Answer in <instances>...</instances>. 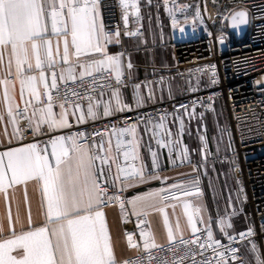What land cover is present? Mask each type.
Masks as SVG:
<instances>
[{
    "label": "built area",
    "instance_id": "2783aa9c",
    "mask_svg": "<svg viewBox=\"0 0 264 264\" xmlns=\"http://www.w3.org/2000/svg\"><path fill=\"white\" fill-rule=\"evenodd\" d=\"M132 2H129L130 6L125 10L119 0H99L107 20L105 32L111 39L118 42L122 40V16L134 10ZM135 2L140 8V0ZM161 5L171 19L173 15L177 18L179 24H194L198 27L194 35L181 37L174 42L177 61L174 69L155 72L143 78L123 74V83L117 85L116 74L109 68L94 71L83 78L63 80L59 68L53 67L51 74L55 73L56 88H51L41 96L39 103L35 97H31L25 103L24 111L25 108L29 112L46 107L49 93L53 106L64 104L66 107H87L100 93L114 92L117 88L119 91L130 90L132 102L125 110L115 111L108 116L87 115L83 120L70 119V126L64 128L50 130L43 124L39 132L29 129L26 119L28 114L19 113L18 142L5 144L0 139V151L32 143L45 150L51 140L59 136L67 138L76 133L86 134L79 143L88 146L92 156L107 157L109 162L102 165L99 159L95 161L99 182L105 185L107 191L104 197L106 203L100 208L105 210L120 207L121 202L124 204L122 210L128 217L125 236L129 242L128 236L131 235V245L137 248L126 264H203L205 261L217 264L220 252L224 253L227 264H247L249 254L256 261L257 257L264 260V0H167V3L162 0ZM240 8L247 9L250 16L247 40L243 42L235 40L234 33L228 28L231 14ZM216 24L222 25L221 31L216 29ZM117 31L118 37L115 36ZM124 56L129 65V52H125ZM177 80L184 82L180 93L161 101L152 97L154 85L162 87ZM136 85L139 88L143 86L148 95L147 101L140 105L135 99ZM220 101L229 119V150L224 154H217L213 150L207 122V115L216 110ZM162 117L164 126L155 127L161 123ZM195 125L198 126L196 131L201 157L195 155L187 139L195 132ZM133 126L136 130L144 126L146 134L152 139V143L148 144V160L139 157L132 134L120 132L122 128ZM108 134L115 136L112 152L106 143ZM70 143L66 141V144ZM159 149L166 156L164 163L160 162ZM125 152L128 153L127 158ZM152 152L157 154L156 168L152 165ZM134 155L136 159H133ZM227 162L231 164L237 184L241 211L248 221L244 229L229 233L224 238L213 236L214 240L219 241L218 246L210 241L205 243L207 226L197 220L199 231L195 235L192 233L154 247L141 245L139 234L143 237L147 231L133 228L129 220L130 197L126 189L121 187L123 183L139 179L131 176L133 168L140 169L143 166L146 177L171 168L192 166L195 176L200 179L198 189H201L204 170ZM118 166L127 171L118 172ZM101 167L102 176L99 175ZM136 219L148 223L146 214L136 216ZM249 230L252 234L241 238L240 234ZM228 236L235 237V240H229ZM197 238L200 243H205L204 248L199 243H191ZM253 244L256 246L255 252L252 250ZM230 248L237 249L235 260L228 250ZM224 261H220V264H224Z\"/></svg>",
    "mask_w": 264,
    "mask_h": 264
},
{
    "label": "crops",
    "instance_id": "0c3cea01",
    "mask_svg": "<svg viewBox=\"0 0 264 264\" xmlns=\"http://www.w3.org/2000/svg\"><path fill=\"white\" fill-rule=\"evenodd\" d=\"M131 0H129L130 2ZM162 0H140L141 7L132 10L127 14V22L125 23L122 16V33L123 38L120 42L111 39V42H106L101 39L100 44L104 49L101 53H91L89 55L81 54L79 60L75 56V50L71 45V36L69 40V61L63 62V35H52L50 20L47 23V32L44 35L45 40L51 41L53 58L56 61L54 67H58L60 75H63V80H71L78 77L88 75L86 68L80 65L87 66L88 64L106 59V56H118L120 58V70L122 75L129 74L133 78H143L155 72H167L177 66L175 50L173 47L174 42L185 35L180 31L181 24L177 23L173 27L172 19L167 15L163 6ZM120 4V2H119ZM100 17L106 30V15L104 7L99 4ZM130 33H136L131 35ZM125 52H129V63L132 65L128 67V60L124 56ZM0 139L6 143H16L19 139L18 134V115L17 113L28 114L32 116L34 110L25 112L23 107L25 103L32 96L27 85L23 87L21 80L26 79L29 75H35L39 78V70L35 69V59L29 55L33 64L31 71L27 70V65L23 66L21 74L17 75L16 57L12 53L11 46L0 47ZM43 59V50H42ZM71 67L72 72L69 74L68 69ZM104 68L113 70L112 66L106 64ZM52 69V68H51ZM51 69L45 64L43 67L46 81H37L34 87L40 94V97L46 94L52 87V74ZM96 71L95 69L91 70ZM115 73V71L113 70ZM116 74V73H115ZM47 84V87L45 86ZM184 87L182 80H177L168 85L159 86L154 85L152 89V97L156 101L167 99L175 96ZM7 89V97L5 90ZM121 94L122 106H129L132 102V92L128 89L119 91ZM138 95L142 98V102H146L148 95L145 88L141 86L138 89ZM106 101L111 102L113 109L116 107V101L113 92L100 93L92 103L96 117H103L104 105ZM12 109L15 122L8 114V109ZM67 110V121L70 119H77L81 115L83 117L88 115L87 107H66L60 108V105L53 106L52 111L58 119L60 114ZM115 111H113L114 113ZM74 113V114H73ZM212 114L208 115L210 118ZM36 119L33 118V126H35ZM41 125L40 129L42 128ZM64 128V127H63ZM115 136L106 135L107 147L112 152ZM152 143V139L146 134V128L139 126L135 134V145L137 153L141 159H150L148 144ZM25 145H15L14 147L2 150L5 152L10 149L24 147ZM193 146V150L197 156H200L198 146ZM89 154L92 152L88 146ZM216 149L215 144L212 145ZM38 150H41L38 147ZM52 146L49 144L46 147V152L41 151L42 155H47L50 163L54 166L55 159L51 155ZM158 155L161 163L166 162V156L163 154L162 149L158 150ZM74 157V154H73ZM75 157L73 158V163ZM7 158L5 157V164ZM221 165V164H218ZM215 169V168H213ZM9 173V178H10ZM201 189H198L200 179L195 176L194 168L191 166L182 168H171L163 170L159 174L144 177V180L135 179L127 183L121 184V187L127 190L130 201L131 215L129 220L133 223L134 229L146 230L147 233L143 237L139 234V241L141 245L146 247H154L167 242L169 230L173 234V239L182 238L193 233L192 226L189 223L188 217H193V222L197 227V220H202L207 228L210 226L213 236L216 238H224L229 233L236 232L244 229L248 225L244 214L241 211V200L238 195L237 184L234 179L233 171L230 163H224L219 166L212 173L206 176ZM158 177V178H153ZM206 181V184H205ZM180 185V188L172 189V185ZM5 190L0 191V242L5 239H11L12 233H21L22 231L34 230L38 227H48L49 236L52 244L55 245L57 237L51 235V229L58 227L57 223L49 222L47 217V199L44 194V183L42 180L30 178L26 181L11 184L6 179ZM161 189H170L175 193L178 198H169L164 200L162 195L168 193H161L156 195ZM205 190L211 196V201L204 196ZM183 191H188L191 195L184 196ZM152 194V195H149ZM217 194L218 201L213 199V195ZM230 195V199L229 196ZM140 197L141 199H136ZM207 200V201H206ZM209 200V201H208ZM222 204V209H217L218 204ZM185 204L189 205L187 213L185 212ZM220 204V205H221ZM213 206L215 208V215H213ZM162 209V211H161ZM199 209V212L196 211ZM96 210L104 213V221L110 237V244L117 261V264H126L127 259L137 251V248L131 245L125 237V224L127 218L120 207H111L108 209ZM146 214L148 223L145 224L136 219V216ZM167 218V224L165 223ZM224 219L229 221L232 225L231 228L226 229L227 235L220 230L218 221ZM171 240V241H172ZM68 243L71 246V237L68 236ZM255 260V259H254ZM247 264H254L251 254L248 255Z\"/></svg>",
    "mask_w": 264,
    "mask_h": 264
},
{
    "label": "snow or ice",
    "instance_id": "6c2138e0",
    "mask_svg": "<svg viewBox=\"0 0 264 264\" xmlns=\"http://www.w3.org/2000/svg\"><path fill=\"white\" fill-rule=\"evenodd\" d=\"M122 8H129V0H119ZM167 3V0H165ZM131 7H138L133 0ZM170 14H171V10ZM199 17V12H197ZM239 17V23L246 22V13L244 11L237 12L233 15L234 26H237L236 21ZM127 22V13L123 17ZM50 20L52 35H63V62L69 61V40L71 36V45L75 50L77 60L81 54L89 55L91 53H101L104 49L101 47V39L106 42H111V36L105 32V26L100 17L99 0H0V47L11 46L12 53L16 57L17 75L21 74L23 66L27 65V70L33 69V64L29 58L35 59V69L39 70V78L35 75H29L26 79L21 80L22 92L25 85L28 86L32 96L39 103L40 94L33 86L39 79L46 81L43 70L46 64L49 69L53 68L56 61L53 58L51 41L45 40L44 35L47 32V23ZM173 27L178 23L177 18L172 16ZM183 31V28L180 29ZM136 35V33H130ZM119 36V31L115 33ZM43 50V59H42ZM2 59V55H0ZM108 64L115 71V79L117 85L123 83L122 73L120 70V58L118 56H106V59L94 61L85 67L87 74H92V69L100 71ZM132 67L131 64L128 65ZM71 74V67L68 69ZM84 73L81 74L83 78ZM63 79V75H61ZM47 87V84H45ZM55 73H52V88H56ZM137 95L135 96L138 105L142 104V98L138 95L139 85L135 86ZM7 97V89L5 90ZM116 101L115 109L112 108L111 102L104 105V115L113 114V111H123L127 107L122 106L121 94L117 88L113 92ZM91 99V97H89ZM52 97L48 94V104L46 107L34 109L32 116L26 117L29 129L34 132H39L42 124H46L50 130L70 126L67 121V110L65 109L57 119L52 111ZM76 107H80L76 105ZM93 104L88 106V115L95 117ZM180 107H185L181 105ZM64 109V104L60 105ZM131 110L130 108L128 109ZM27 108H25V112ZM8 114L15 122L12 109H8ZM19 114V113H17ZM74 114V113H73ZM33 118L36 119L33 126ZM2 119V117H0ZM81 115L78 120H83ZM163 117L161 123L155 127L162 128ZM18 130V129H17ZM121 133H131L135 138V127L122 128ZM84 133H76L73 136H59L51 140L52 157L55 159L53 166L47 155H42L38 150V145L35 143L24 147L10 149L5 152H0V191L5 190L6 179L11 184L26 181L30 178L42 180L44 183V194L47 199V217L49 222L58 224V227L51 229V235L57 237L55 245L49 236L48 227H38L34 230L22 231L19 234L12 233L11 239H5L0 242V264H117L111 244L107 227L104 221V213L96 210L106 203L104 197L107 195L105 185L99 182L95 161L100 160L101 164H108L107 157L91 156L85 145L79 143V140L85 137ZM70 141V145L66 144ZM119 147V141L117 142ZM73 154L75 161L73 163ZM127 158L128 153H124ZM5 157L7 163L5 164ZM137 157L134 155L133 159ZM152 165L154 168L157 165V154L152 152ZM125 168L118 166V172H126ZM9 173L10 178H9ZM99 175H103L101 167ZM131 176L139 177L144 180L143 166L140 169L133 168ZM158 178V177H153ZM180 185H172V189L180 188ZM167 192L168 195H162L161 198L167 200L169 198L177 199L178 196L171 192L170 189H161L156 195ZM184 196L191 195L188 191H183ZM152 195V194H149ZM112 199H119L113 197ZM136 199H141L137 197ZM133 203V201H129ZM121 209L124 208L123 202L120 203ZM185 212L187 213L189 205L185 204ZM162 211V209H161ZM199 212V209H196ZM189 223L192 226L193 234L199 230L193 222V217L189 215ZM201 222H203L201 220ZM167 224V218H165ZM220 230L227 235L226 229L231 228L229 221L220 219L218 221ZM207 242L219 245V241L214 240L213 232L209 226L206 229ZM249 230L247 233H241V238L246 235H251ZM71 237V246L68 243V236ZM168 238L171 241L173 234L169 230ZM131 235L128 236L131 244ZM229 240H235V237L228 236ZM189 243V241H182ZM191 243H199L201 248L205 247V243H200L199 238L191 241ZM211 247V244H208ZM232 253V258L235 260L237 249H228ZM253 252L256 251L255 244L252 245ZM202 254V253H201ZM220 261H224V253H218ZM258 264H264V260L257 257ZM203 264H210V261H205ZM224 264H227L224 261Z\"/></svg>",
    "mask_w": 264,
    "mask_h": 264
},
{
    "label": "rangeland",
    "instance_id": "374dc122",
    "mask_svg": "<svg viewBox=\"0 0 264 264\" xmlns=\"http://www.w3.org/2000/svg\"><path fill=\"white\" fill-rule=\"evenodd\" d=\"M215 26H216V29L218 31H221V27H222L221 24H216ZM246 40H247V36L242 38V39H237V41H240V42H243V41H246ZM209 119H210V121H211V123L213 125L212 128H211V131H212V135H213V143L216 146V149H215L216 153L221 154V153L227 152L228 147H229V141H228V138H227V129H228V125H229V119H228V116H227V113H226L225 106H224L222 101L219 102V104L217 105L216 112L214 114H212ZM196 128H197V125H195V129ZM196 136L197 135H196V131H195L192 135H189V139L196 140L195 141L196 142L195 146L197 147V146H199V143H198L199 141H198ZM223 164L224 163H221V165H216L213 168L218 169L219 166H223ZM213 168H208V169L204 170V173H206V176H208L210 173H212L215 170ZM204 173H203V175H204ZM205 184H206V181H205ZM204 196L211 201V197H210L211 195L208 194V191L205 190ZM213 196H214L213 199L215 201H218L217 194H215ZM228 196H229V199H230V195L229 194H228ZM220 204H218L217 207H216L217 209H219V211H221V209H222V204L221 205ZM212 209H213V211H212L213 215H215L214 206H213ZM252 260L254 261V264H258V261L254 260L253 257H252Z\"/></svg>",
    "mask_w": 264,
    "mask_h": 264
},
{
    "label": "water",
    "instance_id": "95a60500",
    "mask_svg": "<svg viewBox=\"0 0 264 264\" xmlns=\"http://www.w3.org/2000/svg\"><path fill=\"white\" fill-rule=\"evenodd\" d=\"M240 11H244L246 13V22L245 23H239V17H237V21H236V24L237 26H234V23H233V15L237 12H240ZM249 22H250V17H249V12L247 9L245 8H240V9H237L235 10L229 20H228V27L229 29L234 33L236 39H242L246 36L247 34V31H248V28H249ZM183 28V31L181 32H184L185 34H189V35H194L196 30H195V26H187V25H182L180 27V29Z\"/></svg>",
    "mask_w": 264,
    "mask_h": 264
},
{
    "label": "trees",
    "instance_id": "16d2710c",
    "mask_svg": "<svg viewBox=\"0 0 264 264\" xmlns=\"http://www.w3.org/2000/svg\"><path fill=\"white\" fill-rule=\"evenodd\" d=\"M208 121H209V127H210V131H211V128H212L213 125H212L210 119H209ZM211 133H212V131H211ZM189 140L192 142L193 145H195V143H196L195 141H196V140H194V139H193V140L189 139ZM186 167H187V166H186Z\"/></svg>",
    "mask_w": 264,
    "mask_h": 264
}]
</instances>
